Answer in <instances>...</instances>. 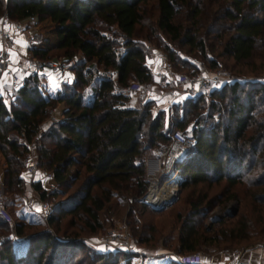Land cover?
Listing matches in <instances>:
<instances>
[{"label":"trees","instance_id":"1","mask_svg":"<svg viewBox=\"0 0 264 264\" xmlns=\"http://www.w3.org/2000/svg\"><path fill=\"white\" fill-rule=\"evenodd\" d=\"M223 1V18L233 25L221 53L238 63L250 59L256 46L258 68H264V0ZM199 9L193 0H0V15L5 14L10 22L34 17L39 23L47 17L55 20L60 14L71 26L65 33L56 32L55 43L36 35L38 44L28 48L32 59H50L51 50L61 51L62 59L78 54L69 70L72 81L61 84L57 92L44 96L38 75L28 74L21 79L9 104L0 98L3 196L21 194L27 145L35 139L48 110L58 104L62 106L60 118L46 122L40 135L42 144L36 149L37 166L50 172L57 189L46 191L39 182L31 184L40 200L51 202L45 218L47 226H56L68 215L70 224L71 218L77 217L88 232L98 231L104 226L100 214L108 211L110 201L116 199L127 204L125 215L130 216L127 224L131 223L135 244L155 245L159 230L151 220L142 224L139 218L145 213L152 217L169 210L176 198L161 211L138 201L147 187L140 158L167 144L169 133L184 129L186 119L190 130L185 136L193 143L174 164L181 178L178 190L197 186L208 189L220 183L223 189L209 199L205 193L195 198L192 192L185 196V214L175 212L168 237H161L162 246L184 255L195 253L199 242H212L213 237H205L212 224L199 230L195 219L221 196L231 199L230 188L255 168L259 172L246 183L255 191L247 196L250 203L264 206V82L223 84L205 97L200 91L198 96L171 105V123L167 125L162 111L150 113V101L141 97L134 106L129 105L130 96L124 92L134 81L144 87L151 83L140 39L155 40V32L159 31L172 42L203 49L202 40L195 34ZM164 51L172 66L182 64L171 50L164 47ZM91 63L96 66L94 71L88 68ZM209 66L216 68L213 62ZM114 85L121 90H115ZM205 102L210 110L207 115L199 111ZM257 111L263 113L258 118ZM208 119L215 122L209 123ZM95 152L100 155L98 159L81 165ZM69 165L77 170L67 173ZM56 197L60 198L54 200ZM2 204L8 208L10 201L3 197ZM9 221L0 215V231L9 229ZM20 227L15 224L17 235H21ZM240 230L232 228L230 234ZM173 231L176 244L172 247L169 241ZM260 232L264 234V222ZM53 238L48 232L34 234L27 236L21 246L12 247L8 235L0 234V264H125L130 258L90 248L91 252L77 240ZM74 250L81 254L75 262Z\"/></svg>","mask_w":264,"mask_h":264},{"label":"rangeland","instance_id":"2","mask_svg":"<svg viewBox=\"0 0 264 264\" xmlns=\"http://www.w3.org/2000/svg\"><path fill=\"white\" fill-rule=\"evenodd\" d=\"M197 2L200 7V14L197 21L196 26V38H200L202 40L203 49L199 50L198 47H188L179 42H172L168 39V37L159 31H156L157 34L155 40L147 41L145 39H140L144 48H145V56L149 55L153 51L161 54L163 61L166 62V65L174 72V73H195L199 69H212L209 64L213 62V65L216 67L215 69L222 70L224 72H228L235 77H238L244 82H264V68H258V59H257V48L255 46L253 50L252 57L246 61L234 62L231 58L223 55L221 53V46L225 39L232 34V25L233 23L227 21L223 18L221 7L224 6L225 2L223 0H193V2ZM179 19H183L182 15L179 16ZM185 27L186 24H185ZM71 26L67 24L61 18L60 14L55 15V20H50L49 17L43 19L39 23H35L33 27H30L28 31L30 32L31 37L28 38L24 47L26 50L33 45L36 44L34 37L38 35L41 38H47L52 43L56 42L55 34L56 32L65 33L70 30ZM138 27L136 28V32L138 33ZM164 47L167 50H171L176 56L179 63L175 66H172L171 62H169L167 53L164 51ZM29 54V53H28ZM50 59H62L61 51L59 50H51L48 53ZM78 58V54H74L71 58L75 61ZM29 59V58H28ZM35 59V58H34ZM28 60H26L27 62ZM28 64V62L26 63ZM45 91L42 90V93ZM56 106V105H55ZM53 106V108L55 107ZM48 110V115L46 119H44L38 126L40 127L39 132L35 134V139L32 140L30 145V151L34 158L36 159V149L42 144L40 140L41 132L45 129V124L50 119V114L52 109ZM200 113L207 115L210 113L208 110V103L205 102L199 109ZM259 111V110H258ZM255 113V117H260L263 113L258 112ZM264 111V110H263ZM213 113V112H212ZM52 115V114H51ZM216 114L212 115L215 117ZM224 116V115H222ZM186 124L184 129L180 130L184 134H188L190 130V122L186 119ZM209 123H214L215 121L208 119ZM222 123L225 124V117L222 118ZM167 130L165 134H168ZM47 146V145H45ZM101 152L104 150H100ZM99 153L95 152L90 156L86 157L81 161V165L83 164H91L93 160L98 159ZM95 158V159H94ZM91 161V162H90ZM2 168V158L0 157V171ZM40 170H45L43 166L38 165ZM74 170H77L74 165H69L66 168V172L70 173ZM175 173L179 177L177 171L174 169V165L170 170ZM258 169L255 168L254 171H251L249 175L243 176L238 183H236L232 188H230V193H232L233 197L229 200H226V196H221L218 198L217 202H214L212 207L205 211L203 216L195 219L197 223V227L199 230H204L207 227H210V232L205 234L206 238H214L212 242H199L198 249L195 253L199 254L201 258L204 256H208L213 252H219L222 255H225L228 252L239 253L244 248L254 245H262L264 244V234H262L261 229L263 228L264 222V206L260 205L256 201L254 203L249 202L248 194L251 191H255L254 188H248L246 183L248 179H254L258 173ZM176 175L172 174L166 182L162 184L163 181L167 179V174L161 175L158 178L157 187L152 186L150 189V193L148 194V202L151 204H158L161 201L169 199L175 190V179ZM25 180V177L23 175ZM24 180H23V188L21 194L9 195L2 194V200L7 202L10 201L8 208H5L6 213L9 217L7 231H0L2 235H8L10 239V245L12 247L21 246L24 243V239L27 236H31L34 234L48 232L51 234L53 239H57L62 241V239H73L78 242L84 244L89 251L95 250L91 245L94 241L101 239L106 235V232L110 229L116 228L120 222H124L127 226L128 235L130 238V243L134 247H138V249H142L143 246H149L150 248L154 245L153 242L148 243V245L138 246L135 244L133 233L130 229L128 221L129 218H126L127 204L126 202H121L116 199H112L110 201V208L106 212H102L100 214V218L104 223L102 229L95 232H88L84 227L81 226L79 219L77 217L71 218L73 224H70V216H63L56 226H47L45 224V218H43L38 212L37 207L35 205H30L25 202V190H24ZM177 180V179H176ZM177 182V181H176ZM53 189L46 187V191H52L57 189V185L53 182ZM149 181L147 182V187L145 192L147 191ZM161 185V186H160ZM264 186V184H263ZM74 187V186H73ZM177 194L175 195L176 202L169 208V210H164L163 212L155 215L148 216L146 213L139 218L142 224H147L150 220L153 222V225L159 230V235L157 237H168L169 229L173 224V216L175 212L180 213L181 215L185 214L186 207L183 203L184 197L187 196L190 192L193 193V198L197 197L201 193H205L207 199L217 196L220 191L223 189V184L220 183L216 186L208 187V189L204 186H197L196 188H185L181 192L178 190V186L176 187ZM70 191V190H69ZM179 191V192H178ZM144 192V193H145ZM143 193V194H144ZM142 194V195H143ZM60 197H56L54 200L59 199ZM216 201V200H215ZM50 207L51 202L48 201ZM137 209V208H136ZM234 211V213H233ZM233 215H230V214ZM216 220L217 222H214ZM213 221V222H212ZM108 222V223H107ZM21 225V235H17L15 231V224ZM176 226V225H175ZM239 229V232H234L230 234V230ZM137 229V228H136ZM134 230V229H133ZM74 234V235H73ZM175 237V231L171 234ZM174 241L170 242L172 245ZM93 250H91V249ZM145 248V247H144ZM67 253V252H66ZM176 254L174 252H171ZM73 262L77 261L79 257H81L80 252H76L74 250L73 253ZM45 256H49V249L46 251ZM131 256L130 261L127 264H167L162 258H153L152 260L143 263L139 255H127ZM71 262H69L70 264Z\"/></svg>","mask_w":264,"mask_h":264},{"label":"built area","instance_id":"3","mask_svg":"<svg viewBox=\"0 0 264 264\" xmlns=\"http://www.w3.org/2000/svg\"><path fill=\"white\" fill-rule=\"evenodd\" d=\"M36 23L34 17L26 18L22 24L19 22H10L5 14L0 15V88L5 90L8 97L13 95V92L17 89L18 80L20 75L36 74L42 70H47L50 73L62 74L69 71L74 65L72 59H31L30 67H25L22 63L14 61L8 55V52L15 46L17 39L20 36L26 35L30 27ZM89 70L94 71L96 66L94 63L89 65ZM2 75H7L8 80L3 81ZM114 76V73H113ZM158 80L162 82H175L183 85L182 90L176 95L177 99L183 101L186 98H193L200 91L207 92L218 89L223 84L228 83H242V80L234 75L224 72L219 69H204L201 68L197 72L190 75L183 73H174L168 65H164L159 71L155 73ZM141 85L134 81L125 90L128 95L136 92ZM114 89L118 87L114 85ZM118 90H121L120 88ZM117 90V91H118ZM40 127L38 126L39 132ZM37 135V134H36ZM169 142L160 147L154 149V155L159 161L156 166V172L160 175L172 173L170 170L173 165L180 160L187 149L192 145L193 140L187 138L183 132L174 129L169 135ZM30 145H27V152L23 157V175L24 190H25V202L30 205H35L38 212L43 218H46L50 212V205L47 201L40 200L37 193L32 189L31 184L33 182H39L44 179H50L51 174L46 170H40L37 166L36 159L30 151ZM176 174V172H175ZM157 184V179L151 177L149 180V187L151 183ZM48 188L53 189L54 185L51 184ZM147 190V191H148ZM147 191L138 198L145 200V194ZM0 215L9 219L6 210L2 204V186L0 183ZM94 249L100 252L110 253H122L125 255H141L144 261H148L154 258V254H141L130 243L127 226L124 222H120L116 228L110 229L106 232V235L101 239L94 241L91 244ZM163 258L173 261L176 264H200L201 258L197 253L177 255L171 252L163 253Z\"/></svg>","mask_w":264,"mask_h":264},{"label":"crops","instance_id":"4","mask_svg":"<svg viewBox=\"0 0 264 264\" xmlns=\"http://www.w3.org/2000/svg\"><path fill=\"white\" fill-rule=\"evenodd\" d=\"M19 23L22 24L23 21ZM30 37H31L30 32L27 31L26 35L20 36L17 39L14 48L8 52V55L12 60L22 63L27 68L30 67L32 58L30 57V53L28 52V50L25 49L24 43ZM50 42L52 43V41ZM26 60H28L27 61L28 64H26L27 63ZM165 64L166 62L163 61L161 54L157 53L156 51L155 52L153 51L152 53H149V55L145 56V65L149 69L152 77L151 83L147 87L140 86L136 92L129 95L130 97L128 100V104L134 106L137 103L138 99H140L141 97L147 101H150V107H149L150 113L154 115L158 111H162L164 125H167L171 123L170 120L171 105L179 104L183 102L176 98L177 97L176 95L182 90L183 85L181 83H175L171 81L162 82L157 79L155 73L159 71L160 68L163 67ZM36 74L38 75L40 80L41 92L42 90L45 91L44 92L45 94L42 93L44 96L57 92L60 89L61 84L70 83L73 79V74L70 71H66L62 74H54V73H50L47 70H42ZM24 76L26 75L25 74L20 75V80H18L17 86H19L20 81ZM1 78L3 79V81L8 80L7 75H2ZM208 92L209 91L204 92L203 97H205ZM196 96H198V94ZM0 98L7 105L11 101L12 96L8 97L7 92L0 88ZM61 109L62 106L58 104L52 109L51 112L52 115L50 114V119L52 121L58 120L60 118ZM154 149L149 150L140 158L143 161L144 178L147 182L151 179V177L156 178L158 182V178H160L161 176L159 173L156 172V166L159 163V161H157L154 155L153 152ZM1 178H2V168L0 171V183H1ZM52 183L53 181L51 178L40 181V185L43 189H46V187L51 185ZM173 236L172 235L170 236L171 240L169 241V245L171 241H174V243L171 245L172 247L175 246L176 244ZM161 241L162 239L161 237H159L157 243L151 248L149 246H143V247L141 246L142 249H138L137 246L135 248L141 254H154L155 255L154 258H162L165 261H167V264H170L173 261L163 258L162 254L169 252L175 253V251L172 250V248L170 249L164 248L162 246ZM139 257L141 258L143 263H146L153 259L151 258L148 261H144L141 255ZM130 258L128 262L130 261ZM200 264H264V244L249 246L241 250L239 253L228 252L225 255H222L219 252L217 253L213 252L212 254L201 258Z\"/></svg>","mask_w":264,"mask_h":264},{"label":"water","instance_id":"5","mask_svg":"<svg viewBox=\"0 0 264 264\" xmlns=\"http://www.w3.org/2000/svg\"><path fill=\"white\" fill-rule=\"evenodd\" d=\"M176 176H177V175H176ZM180 180H181V178L177 176V182H176V184H175V190H174V192H173V195H172L169 199L164 200V201H161L160 203L155 204V205H154V204H150V203H148V202L145 201L143 198H140V199H139V202L148 205L151 209H153V210H155V211H161V210H163L167 205H169L171 202L174 201V199H175V195L177 194V189H176V187H177L178 183L180 182ZM148 186H149V185H148ZM147 190H148V189H147ZM233 213H234V211H233ZM230 215H233V214L231 213Z\"/></svg>","mask_w":264,"mask_h":264},{"label":"bare ground","instance_id":"6","mask_svg":"<svg viewBox=\"0 0 264 264\" xmlns=\"http://www.w3.org/2000/svg\"><path fill=\"white\" fill-rule=\"evenodd\" d=\"M172 174H175V173L172 172V173L168 176V178L166 179V181H167L169 178H171L170 176H171ZM175 175H176V174H175ZM176 179H177V176H176ZM176 179H175V184H176V181H177ZM166 181H164V182H166ZM164 182H163V183H164ZM163 183H162V184H163ZM152 186L157 187L158 185L155 184L154 182L151 183V185H150V187H149V190H148L147 193L145 194V201H147V202H148V200H147V199H148V194L150 193L149 191H150V189H151ZM160 186H161V185H160ZM148 192H149V193H148ZM148 203L151 204V202H148Z\"/></svg>","mask_w":264,"mask_h":264}]
</instances>
